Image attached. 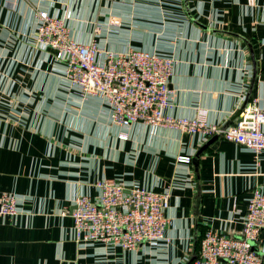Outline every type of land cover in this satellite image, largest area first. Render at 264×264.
<instances>
[{"label":"crops","instance_id":"obj_1","mask_svg":"<svg viewBox=\"0 0 264 264\" xmlns=\"http://www.w3.org/2000/svg\"><path fill=\"white\" fill-rule=\"evenodd\" d=\"M39 7L70 10L76 40L89 43L111 13L123 19L102 36L114 50L175 54L173 115L204 108L227 127L254 97L264 108V0H0V193L19 195L24 208L0 216V264H194L207 229L241 237L252 190H264V151L256 160L229 140L143 123L120 138L99 101L80 103L61 86L54 52L32 47ZM203 146L198 176L177 156ZM105 178L170 192V244L125 251L75 240L63 210L77 195L97 196ZM253 245L264 257V231Z\"/></svg>","mask_w":264,"mask_h":264},{"label":"built area","instance_id":"obj_2","mask_svg":"<svg viewBox=\"0 0 264 264\" xmlns=\"http://www.w3.org/2000/svg\"><path fill=\"white\" fill-rule=\"evenodd\" d=\"M21 0H11L14 8ZM254 5L257 0H248ZM72 13L54 15L36 8L37 33L32 36L33 48L53 51L64 82L62 87L80 103L99 101L108 118L118 128L122 139L130 137L138 123L176 129L199 135L229 140L251 149L256 160L264 151V108L254 97L236 121L224 127L209 118L208 110L198 109L194 117L173 115L175 89L171 79L177 58L171 52L145 47H130L118 52L102 40L104 32L117 31L123 25L119 15L107 14L95 22L94 37L89 43L76 40L68 25ZM193 156L180 154L177 161L192 163ZM97 196L80 194L63 214L74 219L75 240L79 243L102 242L122 250L140 245L167 246L171 238L167 230L171 220L166 215L171 194L143 185L126 186L114 178L96 180ZM19 195L0 193V216L15 217L24 212ZM264 231V190H252L243 220V234L233 237L216 229H207L199 239L194 264H264V257L253 243Z\"/></svg>","mask_w":264,"mask_h":264},{"label":"water","instance_id":"obj_3","mask_svg":"<svg viewBox=\"0 0 264 264\" xmlns=\"http://www.w3.org/2000/svg\"><path fill=\"white\" fill-rule=\"evenodd\" d=\"M239 113H240V111L238 112V115H239ZM238 115H237V117H238ZM233 119H234V118H233ZM214 138H217V137H213L212 139H214ZM212 139H211V140H212ZM205 146H206V145H205ZM205 146H203V147L198 151V153L196 154V156L193 158L194 167H195V170H196L198 176H199V156H200L201 152L205 149ZM200 194H201V189H200V187H199L198 196H200ZM196 258H197V256H195L194 258H192L191 261H193V260L196 259Z\"/></svg>","mask_w":264,"mask_h":264}]
</instances>
